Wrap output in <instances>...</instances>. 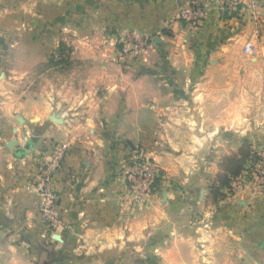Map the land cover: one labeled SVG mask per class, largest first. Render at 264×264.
Listing matches in <instances>:
<instances>
[{
    "label": "crops",
    "instance_id": "1",
    "mask_svg": "<svg viewBox=\"0 0 264 264\" xmlns=\"http://www.w3.org/2000/svg\"><path fill=\"white\" fill-rule=\"evenodd\" d=\"M193 1L0 0V264H264V196L212 193L224 157L264 153V0L199 27L175 16ZM125 29L151 38L135 57L117 56ZM60 43L88 70L26 87ZM58 144L49 230L29 178ZM137 149L162 169L141 206L124 176Z\"/></svg>",
    "mask_w": 264,
    "mask_h": 264
},
{
    "label": "built area",
    "instance_id": "2",
    "mask_svg": "<svg viewBox=\"0 0 264 264\" xmlns=\"http://www.w3.org/2000/svg\"><path fill=\"white\" fill-rule=\"evenodd\" d=\"M248 2L253 5L257 0H248ZM243 3V0L193 1L179 9L177 19L199 27L210 8L214 7L224 20L241 14L245 7ZM243 51L247 54L255 53L253 43L248 41ZM67 150L66 144L55 145L46 157L37 161L36 170L29 178V184L35 188L40 198L38 205L40 217L49 230L57 229L62 225L54 187V174L60 169ZM124 176L129 187L131 204L141 206L153 195L156 184L162 178V169L146 151L137 149L127 158ZM245 190L252 197L264 196V153L258 152V158L250 160L244 170L231 179L228 195L232 197Z\"/></svg>",
    "mask_w": 264,
    "mask_h": 264
},
{
    "label": "rangeland",
    "instance_id": "3",
    "mask_svg": "<svg viewBox=\"0 0 264 264\" xmlns=\"http://www.w3.org/2000/svg\"><path fill=\"white\" fill-rule=\"evenodd\" d=\"M47 1L49 0H37L36 5L38 6L46 5L49 8L61 9L62 7L75 6L78 2L83 0H79V1L52 0L51 4L46 3ZM177 14L178 13H175L176 17ZM172 23L173 21L171 19L165 21L163 25L164 27L163 32H165L166 35L170 36L172 34L171 31ZM115 36H116V46L118 47L117 56L119 55L120 58L130 55L132 57H135V55H138L141 53V51L145 50L147 43L151 41V38L150 36H148V34H143L139 31H136L135 29H125L123 32H117ZM73 51L74 49L72 46L65 45L63 54L59 58L57 56L58 53L56 47L51 55L56 56L58 59L64 58V60H67V63L65 64L60 63L54 67H48L49 66L48 62L37 64L35 67L32 68V70H30L28 75L23 79L24 85L26 87L30 86L31 89L34 90L43 89V87L45 86L54 85V83H58L62 79V77H64V75H70L69 73L72 72L74 73L76 71L86 72L89 68L88 66L89 64L86 62L83 63L81 61H77L76 59H73L72 58ZM123 60H127V59H123ZM123 63H126V61L119 62L120 65Z\"/></svg>",
    "mask_w": 264,
    "mask_h": 264
},
{
    "label": "trees",
    "instance_id": "4",
    "mask_svg": "<svg viewBox=\"0 0 264 264\" xmlns=\"http://www.w3.org/2000/svg\"><path fill=\"white\" fill-rule=\"evenodd\" d=\"M64 48L65 45L60 43L57 48V56L59 58L63 54ZM60 63L65 64L67 60H64V58L58 59L56 56L51 55V58L48 60V67H54ZM257 158L258 152H252L247 144L240 149L238 157H224L220 165L221 171L216 177L218 188L212 191L213 196L224 198L221 189L226 188L228 191L231 179L238 176L250 160Z\"/></svg>",
    "mask_w": 264,
    "mask_h": 264
},
{
    "label": "water",
    "instance_id": "5",
    "mask_svg": "<svg viewBox=\"0 0 264 264\" xmlns=\"http://www.w3.org/2000/svg\"><path fill=\"white\" fill-rule=\"evenodd\" d=\"M52 119L56 121V119H55L54 117H53ZM34 139H35V138H33V140H34ZM11 144H14V142H13V143H11ZM19 151H21V150H19Z\"/></svg>",
    "mask_w": 264,
    "mask_h": 264
}]
</instances>
